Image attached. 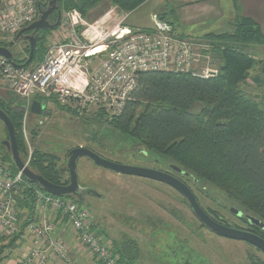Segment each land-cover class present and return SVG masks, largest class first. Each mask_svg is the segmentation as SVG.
<instances>
[{
	"label": "rangeland",
	"instance_id": "374dc122",
	"mask_svg": "<svg viewBox=\"0 0 264 264\" xmlns=\"http://www.w3.org/2000/svg\"><path fill=\"white\" fill-rule=\"evenodd\" d=\"M49 1L40 0L42 11L47 9ZM111 10L121 14L115 7L109 9L106 5H102L97 11L90 15H87L89 13L87 12L83 17L88 24H91ZM116 18L117 16H113L112 22L117 21ZM56 21L55 13L50 17L49 24L54 25ZM63 29L59 24L55 29V35L63 33ZM38 37L41 40L36 43L31 59L33 63L29 62L31 66L41 60V54L50 45L57 43L54 42V36L50 32L41 31ZM209 38L212 37L200 39L208 41ZM217 39L212 41L214 45L224 48L225 44L218 42L226 41ZM11 50L15 60L28 59L29 44L26 40H19ZM242 50L253 62L242 89L255 100H264V45L242 46ZM221 66L219 52H214L209 61L201 62L195 67V72L201 73V69L207 68L215 72L214 76H218ZM0 104L8 112H11L13 107L17 106L20 109L23 105L2 84H0ZM200 108V105H194L191 112L196 114ZM18 115L22 161L27 159L28 145L32 150L31 157L35 151L52 156L55 158V168L62 171L61 178L64 183L68 184L69 181L66 171L67 155L76 148H86L103 160L127 167L166 173H170L171 168L174 167L167 157L151 150H144L136 139L113 129L108 124L111 117L101 110L92 109L79 113L57 107L52 111L44 110L40 116L29 114L24 118L21 112ZM1 140H7V133L0 122ZM9 156L10 153L2 148L0 165L11 171L14 167ZM76 175L81 189H90L100 198L85 196L84 203L79 202L75 197L73 198L76 201L70 200L89 212L91 219L95 220L93 227L99 235L101 229L105 230V233L108 232L111 237L106 240L112 248L123 250L129 242L130 245L133 244L138 255L135 264H251V259L264 262V255L256 248L244 242L219 237L207 230L192 214L185 199L165 184L116 174L94 166L86 158L77 160ZM183 181L200 208L214 221L218 223L221 221L224 225H230L231 228L238 230L251 229L246 220V217H249L247 215L250 214L222 191L194 178L188 177ZM232 210L241 212L245 220L237 218ZM81 250L83 251V248ZM127 250L130 251L131 256H135L131 246ZM17 253L19 249L15 250L13 255ZM86 255L90 257L88 253ZM91 260L95 264L98 263L94 258ZM60 264L63 263L60 261Z\"/></svg>",
	"mask_w": 264,
	"mask_h": 264
},
{
	"label": "trees",
	"instance_id": "16d2710c",
	"mask_svg": "<svg viewBox=\"0 0 264 264\" xmlns=\"http://www.w3.org/2000/svg\"><path fill=\"white\" fill-rule=\"evenodd\" d=\"M103 1L120 12L130 13L147 0H58V7L60 11L76 10L85 16ZM58 26L41 31L49 32ZM41 31L34 36L36 42L41 40L38 37ZM217 38L226 41L218 42L225 44L222 49L214 45V52H219L222 61L218 76L200 79L188 74L141 73L121 114L110 118L108 124L136 139L144 150L167 157L190 178L216 187L250 214L247 216L264 224V100H255L242 89L253 66L242 46L264 45V37L255 23L240 18L232 34L209 40ZM9 43L0 42V46L8 47ZM27 60L13 58V63L21 66L33 63L31 60L26 64ZM197 104L201 108L194 114L191 109ZM0 108L3 109L2 104ZM8 114L21 157L17 124L20 116L12 111ZM29 168L52 184H67L62 181V171L55 168L52 156L35 151ZM11 169V174L16 172L15 168ZM25 181L16 195L17 233L0 240V264L14 256L13 252L22 245L24 233L38 222L35 192L43 191L37 184ZM65 198L76 201L73 197ZM240 218L245 220L242 214ZM249 227L247 232L264 240V230ZM129 246L135 256L126 251ZM113 251L119 255L120 264H135L138 259L137 249L130 242L123 250L113 247ZM251 264L264 262L251 259Z\"/></svg>",
	"mask_w": 264,
	"mask_h": 264
},
{
	"label": "built area",
	"instance_id": "2783aa9c",
	"mask_svg": "<svg viewBox=\"0 0 264 264\" xmlns=\"http://www.w3.org/2000/svg\"><path fill=\"white\" fill-rule=\"evenodd\" d=\"M40 0H3L0 3V42H12L16 35L38 20ZM114 11V12H112ZM130 13L109 11L88 24L76 10L61 11L59 24L64 38L48 47L35 65H16L0 56V84L23 103L26 118L33 102L45 103L47 111L67 108L82 112L101 110L111 118L121 114L137 86L141 73L188 74L208 79L215 72L201 73L195 67L209 61L214 42L179 38L162 31L126 26ZM117 16V21H113ZM58 24V25H59ZM27 64V63H26ZM28 145L24 165L29 167ZM21 172L11 174L0 165V240L17 233L16 195L25 183ZM40 222L30 227L32 247L16 264H47L51 258L72 264L67 246L53 238L54 224L47 215L64 220L80 246L99 264H120L111 244L93 227L89 212L72 200L35 192Z\"/></svg>",
	"mask_w": 264,
	"mask_h": 264
},
{
	"label": "crops",
	"instance_id": "0c3cea01",
	"mask_svg": "<svg viewBox=\"0 0 264 264\" xmlns=\"http://www.w3.org/2000/svg\"><path fill=\"white\" fill-rule=\"evenodd\" d=\"M102 5L112 8L107 1H103L87 15L97 11ZM117 15H120L119 12ZM240 18H247L255 23L264 37V0H147L138 9L130 12L125 24L132 29L156 30L171 33L179 38L200 39L232 34L234 24ZM49 32L54 36V42L64 38L63 33L55 35V29ZM44 110L45 107L41 114ZM47 219L54 224L53 238L67 246L72 264H95L91 260L92 257L86 255L84 249L81 250L76 236L64 220L51 215H47ZM37 220L41 221L38 216ZM29 231L30 228L24 233L19 253L2 264H16L22 253L32 247V236ZM101 231V235L106 239L111 237L105 230ZM47 264H60V261L51 258Z\"/></svg>",
	"mask_w": 264,
	"mask_h": 264
},
{
	"label": "water",
	"instance_id": "95a60500",
	"mask_svg": "<svg viewBox=\"0 0 264 264\" xmlns=\"http://www.w3.org/2000/svg\"><path fill=\"white\" fill-rule=\"evenodd\" d=\"M58 0H50L48 3V7L45 11L41 10L40 4L38 5V13L39 17L31 25L27 26L23 30H21L14 40L8 44V47H12L19 40H26L29 44V56L27 60V64L31 61L36 46L35 34H37L41 30L52 29L55 25L59 24L61 11L57 6ZM57 13V21L54 25L49 24L50 15L55 12ZM26 33H30V36H25ZM6 46H0V56L6 58L8 61L13 63V54ZM45 103L43 102H33L30 108L31 115L40 116L41 111L44 109ZM23 110L21 109L20 112ZM0 122L4 126L7 133V140L0 142V147H5L6 150L10 153V159L12 161V165L14 166L17 172H21L24 178L31 183L37 184L40 189L47 195L52 197H76L79 202L84 203L83 196H93L100 198L97 196L95 192L90 189H81L76 175V163L80 158H86L92 162V164L96 167L108 170L110 172L139 177L142 179H147L151 181H155L158 183L165 184L172 189H174L177 193H179L187 202L190 211L195 216V218L210 232L213 234L233 241L244 242L257 250H259L264 255V240L259 238L258 236L249 233L247 231L238 230L231 228L229 226L222 225L217 221H214L211 217H209L198 205L194 195L189 190V188L181 182L179 179L159 171L148 170L143 168H133L122 166L119 164H114L103 160L97 154L91 152L86 148H76L70 151L67 155L68 162L66 165V171L68 172L69 182L68 185H55L47 180H45L40 175L33 172L29 167L25 166L17 149L16 138H15V130L13 124L7 114H5L2 110H0ZM142 151V150H141ZM171 171L175 174H179L184 178H188L190 175L188 173L182 172L180 169L175 166L171 168ZM232 213L241 217V214L235 210H232ZM246 220L250 226H255L261 230H264V224L252 217H246Z\"/></svg>",
	"mask_w": 264,
	"mask_h": 264
},
{
	"label": "flooded vegetation",
	"instance_id": "af4514ba",
	"mask_svg": "<svg viewBox=\"0 0 264 264\" xmlns=\"http://www.w3.org/2000/svg\"><path fill=\"white\" fill-rule=\"evenodd\" d=\"M56 13V11L55 12H53L51 15H50V17H52V15H54ZM56 15H57V13H56ZM39 17V16H38ZM50 17H49V19H50ZM26 35H28V34H25V36ZM36 43H38V42H36ZM10 51H11V49H10ZM0 110H2L5 114H7V110H4V109H1L0 108ZM20 110H21V108L19 109V108H17V106L16 107H13L12 108V111H13V113H16V114H20ZM1 141H4V140H1ZM0 141V142H1ZM2 148L3 149H5L6 150V148L5 147H0V151L2 150ZM7 151V150H6ZM8 152V151H7ZM164 173H166V172H164ZM67 174H68V172H67ZM167 174H169V175H171V176H173V177H175V178H177V179H179L181 182H183L184 184H185V182L183 181V180H186L187 178H184V177H182L181 175H179V174H175L174 172H170V173H167ZM69 177V176H68ZM69 182V181H68ZM68 185V184H67ZM186 185V184H185ZM187 186V185H186ZM188 187V186H187ZM86 195H84L83 196V199H84V197H85ZM76 198V197H75Z\"/></svg>",
	"mask_w": 264,
	"mask_h": 264
}]
</instances>
